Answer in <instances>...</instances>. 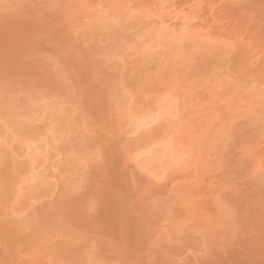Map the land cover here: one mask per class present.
I'll list each match as a JSON object with an SVG mask.
<instances>
[{
    "label": "rangeland",
    "instance_id": "rangeland-1",
    "mask_svg": "<svg viewBox=\"0 0 264 264\" xmlns=\"http://www.w3.org/2000/svg\"><path fill=\"white\" fill-rule=\"evenodd\" d=\"M70 3L77 9L74 19L66 14ZM180 12L200 19L174 28L167 20ZM260 20L259 0H0V264H51L54 258H70L65 233L89 243L114 242L109 258H118L125 247L132 249L142 264H183L189 249H194L189 259L209 264H261L264 203L258 189L247 193L254 239L241 236L211 249L183 235L186 225L178 216L174 228L152 219L139 193L131 194L140 173L131 165L121 171L119 161L91 174L89 194L99 195L102 206L90 224L64 214L46 221L42 214L48 177L71 143L89 151L101 131L106 150L126 152L129 129L150 135L156 121L149 123V93L161 86L166 88L165 102L179 93L176 115L188 142L177 151L187 152L209 109L220 103L213 85L227 74V64L215 49L230 46L220 37L231 35L239 44L229 56L245 55L249 47L259 46ZM193 38L205 40V47L186 48ZM30 145L40 146L39 154ZM32 153L37 155L34 165ZM178 179L186 189L197 184L191 171ZM200 194L209 199L214 195L211 190ZM173 198L174 210L196 204L187 192L173 190ZM37 200L44 203L36 205ZM220 209L229 211L223 203Z\"/></svg>",
    "mask_w": 264,
    "mask_h": 264
},
{
    "label": "clouds",
    "instance_id": "clouds-1",
    "mask_svg": "<svg viewBox=\"0 0 264 264\" xmlns=\"http://www.w3.org/2000/svg\"><path fill=\"white\" fill-rule=\"evenodd\" d=\"M259 7L258 47H249L242 56H229L237 51L239 44L231 35L220 37L230 41L229 47L221 45L215 49L219 59L227 64V74L219 75L213 85L220 103L209 109L187 152L177 151L188 142L179 127L181 118L176 115L181 109L179 93L166 103V88L161 86L149 93L148 111L156 120L149 129L150 135L145 136L139 128L129 129L126 152L106 150L103 133L98 131L95 148L81 151L72 142L66 158L58 157L60 166L52 168L47 181L44 219L51 221L55 215L64 214L80 224H90L102 206L99 195L89 194L91 174L107 171L110 164L114 166L119 161L121 171L131 165L140 173L133 182L131 194L139 193L140 202L150 208L148 215L152 219H163L174 228L172 221L178 216L186 225L183 235L197 243L203 242L209 249L230 244L241 236L254 239L252 205L247 193L260 190L264 203V0H259ZM66 14L71 19L76 18V6L68 4ZM207 31H214L211 24ZM205 45L202 38L186 42V48ZM66 135L70 141L73 139L71 132ZM185 171L194 172L197 178V184L187 189L178 179ZM173 190L190 193L195 206L174 210ZM204 190H211L214 195L205 198L200 194ZM43 203V200L35 201L36 205ZM221 203L227 205L229 211L222 212ZM259 237L264 244V218ZM64 239L70 245V258H54L51 264H142L134 258V250L127 247L118 258H109L116 247L111 241L105 245L89 243L72 233H65ZM76 240L80 243L75 244ZM193 254L194 249H189L183 264H209L189 259Z\"/></svg>",
    "mask_w": 264,
    "mask_h": 264
},
{
    "label": "bare ground",
    "instance_id": "bare-ground-1",
    "mask_svg": "<svg viewBox=\"0 0 264 264\" xmlns=\"http://www.w3.org/2000/svg\"><path fill=\"white\" fill-rule=\"evenodd\" d=\"M174 13H176V11H175ZM170 15H171V14H170ZM172 15H173V14H172ZM175 15H176V14H175ZM175 15H174V16H175ZM176 17H177V18H176ZM176 17H171V18L169 17L168 20H167V19H165V20H167V21L169 22L168 24H170V25H174V28H177V27L188 26L190 23H192L191 21H193V20H195V19H200V17H196V18H194V19L192 20V19H190L189 17H187L185 14H182L181 12H180V13H177ZM166 18H167V17H166ZM165 20H164V21H165ZM164 21H163L162 23H166V25H168L167 22H164ZM212 22L214 23L215 20L212 21ZM163 25H165V24H163ZM190 25H192V24H190ZM199 25H201V24H199ZM202 26H203V24H202ZM202 26H201V27H202ZM190 27H191V26H190ZM198 28H199V27H198ZM176 30H178V29H176ZM179 30H180V29H179ZM185 30H186V29H185ZM188 30H189V29H187V31H188ZM190 30H191V29H190ZM190 30H189V31H190ZM183 31H184V30H183ZM183 31H182V32H183ZM168 32H170V30H169ZM171 33H172V31H171ZM173 34H174V33H173ZM175 34H176V33H175ZM175 34H174V36H175ZM170 36H171V35H170ZM167 98H168V97H167ZM167 98H166V99H167ZM168 99H169V98H168ZM168 102H169V101H167L166 103H168ZM170 106H171V105H170ZM144 116H145V115H144ZM135 117H136V116H135ZM139 117H140V116H139ZM149 117H151V116H149ZM141 119H142V118H141ZM146 119H147V117H146ZM149 119H150V118H149ZM135 120H136V119H135ZM138 120H139V119H138ZM151 120H152V119H151ZM151 120L149 121V123L154 121V119H153L152 121H151ZM145 121H147V120H145ZM155 121H156V120H155ZM155 121H154V122H155ZM139 122H140V121H138V122H136V123H138V124L141 123L142 125L144 124V123H142L143 121H141L140 123H139ZM146 123H147V122H146ZM149 123H148V124H149ZM138 124H136V125H138ZM153 124H154V123H153ZM142 125H141V126H142ZM139 126H140V125H139ZM148 126H149V125H148ZM135 127H136V126H135ZM12 135H13V134H12ZM14 135H15V134H14ZM19 137H20V136H19ZM24 137H25V136H24ZM39 137H40V136H39ZM13 138H14V137H13ZM20 138H21V137H20ZM20 138H19V139L17 138V142H18V140H19V143L21 142V143H20L21 145H22V144H23V145H24V144L27 145V141H25L24 138H22V139H24V141L21 140ZM8 139H10V138H8ZM12 140H13V139H12ZM28 140H29V139H28ZM46 141H47V140H46ZM4 142H5V141H3V143H4ZM17 142L15 141V143H17ZM29 142H30V141H29ZM37 142H38V141H37ZM42 142H43V140H42ZM47 142H48V141H47ZM47 142H46V143H47ZM10 143H12V142H10ZM10 143H8V144H10ZM8 144H7V145H8ZM32 144H34V143H32ZM18 145H19V144H18ZM25 145H24V146H25ZM28 145H29V143H28ZM2 146H3V145H2ZM31 146H32V145L29 146V147H30V151H31V149H32V152H34V153L36 152V153H37V151L39 150V147H40V146H38V148H34V149H33ZM27 147H28V146H27ZM34 147H35V146H34ZM36 147H37V146H36ZM27 149H28V148H27ZM33 150H34V151H33ZM34 153H32V156H31V158L34 157V158H32V159H33V165L36 164V161H35L36 158H35V157L37 156V155L34 154ZM37 154H39V152H38ZM39 157H40V156H39ZM33 165H32V166H33ZM36 168H37V167H36ZM25 169H26V168H25ZM27 169H28V168H27ZM32 169H34V166L31 167V170H32ZM25 171H26V170H25ZM33 171H35V170H33ZM30 172L32 173V171H30ZM18 173H19V172H18ZM32 175H33V174H32ZM35 176H36V174L34 175V177H35ZM32 178H33V177H32ZM255 233H256V232H255ZM256 237H257V236H256ZM259 239H260V238H259ZM260 241H261V240H260ZM261 244H262V243H261ZM259 248H260V247H259Z\"/></svg>",
    "mask_w": 264,
    "mask_h": 264
}]
</instances>
